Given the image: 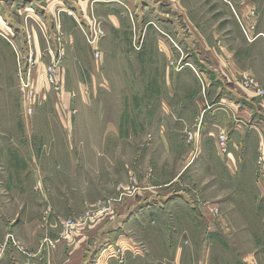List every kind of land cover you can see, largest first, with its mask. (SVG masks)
<instances>
[{"label":"rangeland","instance_id":"rangeland-1","mask_svg":"<svg viewBox=\"0 0 264 264\" xmlns=\"http://www.w3.org/2000/svg\"><path fill=\"white\" fill-rule=\"evenodd\" d=\"M220 14L193 27L180 0H0V264H59L78 236V264H264L263 232L232 235L213 202L229 137L224 153L225 132L205 134V118L177 121L203 85L193 52L213 68L199 47ZM30 54L21 79L18 56ZM220 106L207 95V112Z\"/></svg>","mask_w":264,"mask_h":264},{"label":"crops","instance_id":"crops-1","mask_svg":"<svg viewBox=\"0 0 264 264\" xmlns=\"http://www.w3.org/2000/svg\"><path fill=\"white\" fill-rule=\"evenodd\" d=\"M180 1L181 8L193 27L204 25L205 21H200L203 12L213 10L216 17L226 11L227 16L214 21L212 43L204 38L201 46L199 44L200 51L209 53L214 63L213 68L206 66L197 52H193L198 65V69L193 67V73L200 77L203 85L190 88L183 96L186 103L184 102L182 108L186 112L180 111L183 117L177 121L184 126L194 124L200 127L205 118V134L212 135L213 131L219 129L227 133L231 142L228 158L217 150V156L227 176L221 173L219 197L213 202L219 203L223 211L229 210L227 216L230 219V226L228 225L229 228L226 226L225 229L232 235H255L259 234V231L264 234V175L256 177L258 158L261 155L264 157V97L259 95L256 87H245L242 84L244 77H252L264 89V39L261 37L252 39L254 34L264 32V0H196L197 7L185 5V0ZM198 11L203 12L200 14ZM223 26L224 31L222 29L220 31L222 34H217L216 28ZM245 29L247 34L244 32ZM219 36L220 39L217 40ZM171 52L174 53L172 49ZM216 84L219 91L215 93L212 85ZM206 89L207 94L202 93ZM208 94L210 98L215 95L219 97L224 106L207 112L205 106ZM174 95L173 92L169 94L170 97ZM163 107L166 109L164 112L166 119L171 115L175 116L177 111H173L174 107L169 99L163 101ZM196 113V118L192 117ZM166 119L162 121L167 123ZM194 121L200 122L195 124ZM171 137L163 125L159 138L165 139L169 147ZM227 186L234 187V192L230 194ZM198 196L200 200V195ZM256 210L260 214L256 213ZM222 218L221 215L219 219ZM83 241L84 239L78 236L74 242L76 246H71L65 260H60L64 257V251L60 250L57 254L61 257L58 259L55 254L56 256L49 258L50 262L60 260L59 264H78L84 248ZM262 247L264 249V243ZM34 261L33 264H41L35 259Z\"/></svg>","mask_w":264,"mask_h":264},{"label":"built area","instance_id":"built-area-1","mask_svg":"<svg viewBox=\"0 0 264 264\" xmlns=\"http://www.w3.org/2000/svg\"><path fill=\"white\" fill-rule=\"evenodd\" d=\"M246 31V29H245ZM257 35H260L263 37L264 39V32H261V33H258ZM256 35V36H257ZM255 35L252 37V39H254ZM18 64H19V75L21 76V79H26L28 80L31 76V73L27 72L26 71V68L28 67L29 69H32L34 68V66L36 65V60H34L33 58V54H30L29 57L25 58V61L22 60V58L20 56H18ZM49 70H50V74H51V80L54 81V77L58 75V69L55 65L53 66H50L49 67ZM55 81H58V79H56ZM245 84L247 86H252V87H256L257 89V92L260 93V94H264V89L261 88L258 83L254 80V79H249L247 82H245ZM57 88H58V82H57ZM23 89L25 91H27L30 96L33 94V90H27V87L23 85ZM29 111H32V109L30 108ZM227 134L223 133L221 136H220V140H221V149L222 151L225 153L226 150H227ZM260 160L262 161L263 160V157L260 158Z\"/></svg>","mask_w":264,"mask_h":264}]
</instances>
